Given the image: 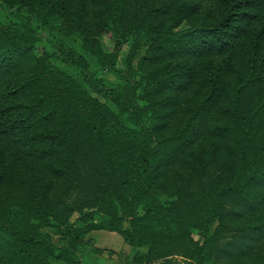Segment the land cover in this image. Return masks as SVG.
<instances>
[{
    "label": "trees",
    "instance_id": "1",
    "mask_svg": "<svg viewBox=\"0 0 264 264\" xmlns=\"http://www.w3.org/2000/svg\"><path fill=\"white\" fill-rule=\"evenodd\" d=\"M2 1L0 264H82L92 229L136 248L119 264H264V0ZM39 29L57 53L35 51ZM131 34L148 43L118 68ZM84 54L117 80L53 64Z\"/></svg>",
    "mask_w": 264,
    "mask_h": 264
},
{
    "label": "rangeland",
    "instance_id": "2",
    "mask_svg": "<svg viewBox=\"0 0 264 264\" xmlns=\"http://www.w3.org/2000/svg\"><path fill=\"white\" fill-rule=\"evenodd\" d=\"M14 7L8 5L7 3H4V1L0 0V16L8 14ZM21 13H25L24 9H21ZM184 25V24H182ZM38 40L34 43V49L36 52H58V42L56 39V34L54 32L45 31L39 29L38 31ZM133 38L134 36L128 35L124 42L120 45V47L117 50V55L115 59V66L118 68H124L125 67V57L127 54H131V61L133 65H136V62L140 55L144 52V49L148 43V41L140 37V42L138 44H133ZM101 41L103 43V46L107 50H111L113 48L114 39L111 38L108 34H102L101 35ZM87 61V68H83L80 64H77L76 66L69 65V63L65 61H60L59 59L53 60V64L57 67L67 71L68 73L72 74L73 76L77 77L78 80L81 81L82 73L86 77V79L90 82L93 81L95 78H102L107 83L114 82L117 79L115 78L114 74L107 68L98 66L94 60L89 57L87 54H84ZM193 154L200 155L199 147L196 145L194 146V149L192 151ZM232 166V163L230 160H226L225 166L218 168L213 167L210 163L207 164L203 168V180L209 184L212 181H214L216 178H221L229 174L230 168ZM167 179L169 181H174V179H179L180 177H183L185 175L184 170L180 169L179 172L176 171V169H172L171 171H167L166 173ZM78 216L77 212H72L69 216V219L72 221ZM100 217L95 216L94 219L98 220ZM126 226V224H123ZM215 225V220H212L211 223L208 226L209 231L213 229ZM42 229H45L50 234V239L55 245H62L64 244V240L60 238V236L54 232H52L51 227H43ZM90 236L95 241L96 245L103 246V247H109L114 249H119L126 245L120 235L117 232L113 231H107L104 229H97L93 230L90 233ZM192 237L195 239H201V233L198 230H194L192 232ZM63 240V241H62ZM109 254V253H107ZM76 257L80 260L82 264H95L97 262V258L99 253L95 252L93 249V246L91 244L90 239L86 241V243L75 252ZM172 260L175 261L174 264H187L181 258L178 256H173ZM64 264L63 262H56V264ZM241 263H247L250 264V262H241ZM238 263V264H241Z\"/></svg>",
    "mask_w": 264,
    "mask_h": 264
},
{
    "label": "crops",
    "instance_id": "3",
    "mask_svg": "<svg viewBox=\"0 0 264 264\" xmlns=\"http://www.w3.org/2000/svg\"><path fill=\"white\" fill-rule=\"evenodd\" d=\"M93 230L97 229H92L89 232H87L86 237L91 239V242L94 246L102 248V250L99 252L97 262L98 264H119L120 262H126L129 263L132 253L136 249L135 247L127 244L126 242H123L126 244L123 247L119 249H114V248H109V247H103L95 244V241L93 238L90 236V233ZM105 230V229H104ZM107 231H112V230H107ZM115 232V231H113ZM121 237V236H120ZM122 239V237H121ZM110 251L109 254H107V251ZM150 264H155V263H150Z\"/></svg>",
    "mask_w": 264,
    "mask_h": 264
}]
</instances>
